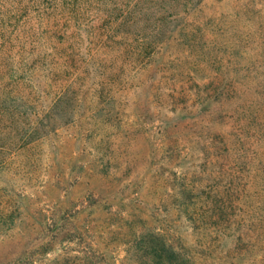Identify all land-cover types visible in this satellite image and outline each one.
I'll return each mask as SVG.
<instances>
[{"label":"rangeland","instance_id":"obj_1","mask_svg":"<svg viewBox=\"0 0 264 264\" xmlns=\"http://www.w3.org/2000/svg\"><path fill=\"white\" fill-rule=\"evenodd\" d=\"M206 8L216 22L205 29L210 37L204 48L193 35L196 47L189 52L185 39L171 34L155 59L129 53L116 84L107 75L80 79L75 73L71 86L67 77L50 86L38 80L0 89V264H57L84 256L95 264H147L159 235L192 264H264L262 253L244 261L215 238L216 229L221 234L232 222L255 220L261 206L264 212V0H210ZM234 8L236 24L228 16ZM175 23L178 33L186 26ZM140 42L136 36L125 40ZM117 47L111 43L103 51ZM210 52L229 68L236 88L230 102L257 110L249 166L237 154L205 165L209 141L201 122L173 120L172 103L161 97L177 94L190 104V82L173 79L172 71L178 66L194 80L214 77L218 70L192 69L191 60ZM170 132L178 145L167 139ZM186 176L202 212L209 213L208 196L227 204V221L198 224L215 230L212 239L177 212L178 178ZM203 244L212 246V256L201 251Z\"/></svg>","mask_w":264,"mask_h":264},{"label":"trees","instance_id":"obj_2","mask_svg":"<svg viewBox=\"0 0 264 264\" xmlns=\"http://www.w3.org/2000/svg\"><path fill=\"white\" fill-rule=\"evenodd\" d=\"M209 1L1 0L0 89H4L5 92L8 87H19L38 80L50 86L54 81L67 77L68 85L71 86L76 79L73 76L75 73L83 75L82 77L80 74L82 77L80 79L92 78L96 74L103 79L110 77L111 83L116 84L121 80L125 70L123 66L127 64L126 58L129 53L131 56H145L148 60L155 59L158 52L168 44L171 34H178L181 42L185 39L189 52L196 47L193 35L200 38L203 46L201 48H204L206 43L203 41H208L210 37L209 30L205 29L216 22L213 12L206 8ZM237 12L234 8L232 14L228 15L230 18L235 16L231 21L235 24ZM176 20L186 24L179 33ZM131 36L142 37V42L135 46L125 43ZM111 43L118 47L113 51L104 52L105 46ZM206 54L207 58L198 56L204 60L199 62L191 60L194 63L192 65L196 64L192 69L197 73L218 70L214 77L194 80L183 67L178 69L177 66L172 71L173 79L190 82L192 93L190 104L184 100V96L177 94L164 93L161 97L164 101L172 103L173 120L180 123L190 120L201 122L202 135L205 133L209 141L208 147L207 143L203 147L205 165L215 159L229 160L237 154L238 159L242 160L241 163L249 166L251 164L249 138L253 136L250 127L253 120L257 119V110H248L245 106L248 102L242 104L230 102L236 88L229 81L231 76L229 68L224 65L225 59L210 57L212 52ZM7 95L8 93L1 94V99L7 100ZM66 95V92L59 94L56 103L60 104ZM249 107L252 109L251 105ZM167 137L178 145V138L174 139L171 132ZM175 152V148L169 150V158H173ZM178 179L180 180L178 192L174 196L177 212L189 225L196 228L202 238L212 239L215 230L207 228L201 230L198 224H206L209 221L217 227L222 219L227 221V204L224 198L221 203L217 194L206 197L205 201L211 206L208 209L209 213L202 212L204 209L199 208L197 204L199 198L195 197V187L188 177ZM258 211L259 214L251 222H232L234 225L231 226L232 229H228L230 226H227L226 229L231 234H228L226 229L219 234L216 229L218 235H215V238L222 239L224 244L226 242L227 250H233L242 256L244 261L246 256H252L253 253H262L261 259H264L263 206L258 208ZM228 222L230 223V220ZM228 239L230 242L227 243ZM157 242L155 246H151L153 249L151 248L152 252L148 255L147 264H192L188 255L169 244L165 236L159 235ZM200 247L204 254L208 256L214 254L215 250H212L211 245L203 244ZM253 258H247L249 259L247 262H252ZM57 264L95 263L84 256L69 258Z\"/></svg>","mask_w":264,"mask_h":264}]
</instances>
